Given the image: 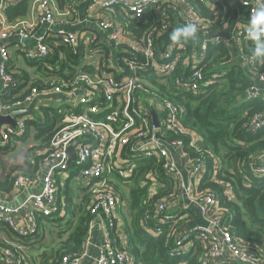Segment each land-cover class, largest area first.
Wrapping results in <instances>:
<instances>
[{
    "label": "built area",
    "instance_id": "1",
    "mask_svg": "<svg viewBox=\"0 0 264 264\" xmlns=\"http://www.w3.org/2000/svg\"><path fill=\"white\" fill-rule=\"evenodd\" d=\"M18 1L0 0V92L5 86L24 82L15 68L9 69L8 66L11 55L6 43L12 37L18 38L20 52L29 60L49 58L51 50L45 40L55 39L60 45L70 46L77 52L81 50V65L92 70L75 67L69 77H57L60 83L49 89L33 87L23 99L11 103L4 104L0 99L2 115L24 108L38 96L58 95L67 104L72 101L67 105L63 125L50 139L49 152L43 158L39 176L46 164L50 166L43 179L40 178V187L15 205L0 201V224L19 233L31 232L37 213L48 216L57 209L56 176L70 170L74 178L83 183L94 180L89 206L94 219L82 252L76 257H63L61 264H80L87 254L92 228L99 220L104 233L94 264H129L130 255L114 247L107 232L113 227L112 219L118 216V196L106 182L129 178L143 159L152 156L163 160L164 173L174 181L171 193L156 200L152 219L157 224L176 228L171 257L186 252L192 243L188 241L191 235L204 245L200 264H264V256L257 246L235 239L223 226L222 213L217 209V193L199 188L200 181L210 169V179H215L219 165L212 151L205 149L201 141L192 136L190 146L202 151L204 157L191 160L184 153L180 140L171 141L166 137L169 131L186 133L179 121L182 109L169 102L161 103L145 97L140 92L147 76L161 81L173 77V90L193 94L220 82L227 69L222 67L205 77L198 65L210 45L222 44L233 51L234 64L253 72L251 83L239 102L264 99V70L255 69L262 62L260 55L256 58L242 46V34L249 30L252 35L264 38V32H260L251 20L264 7V0H233L237 8L244 10L242 18L246 23L236 25L229 36L218 30L223 26L211 29V22L204 19L189 0H69L62 9L53 0H34L25 19L11 22L3 9L7 5H16ZM199 2L213 10L215 19L221 0ZM116 9H119L118 14ZM146 13L155 17V23L137 36L129 28V23L141 22ZM174 20L181 22L182 26L196 24L198 38L173 41ZM190 41L191 54L186 60L192 61L194 70L185 77L183 72L175 74L174 69ZM230 62H223V65ZM77 89L79 93H76ZM151 112L156 114L157 124ZM25 118L21 116L16 126L5 125L0 130L1 146L24 133ZM246 129L251 133L263 130L264 114H256ZM70 146L74 161L68 155ZM125 147L128 152L122 155L121 149ZM207 159H211V167ZM257 162L258 165L253 167L254 176L264 178V155ZM71 163L75 167H71ZM39 176L32 180L16 178L15 189L39 182ZM154 176L155 173H151V179L154 180ZM147 219L148 215L141 222L144 228ZM183 219L187 222L183 223ZM0 264H21V259L12 250L0 248Z\"/></svg>",
    "mask_w": 264,
    "mask_h": 264
},
{
    "label": "trees",
    "instance_id": "2",
    "mask_svg": "<svg viewBox=\"0 0 264 264\" xmlns=\"http://www.w3.org/2000/svg\"><path fill=\"white\" fill-rule=\"evenodd\" d=\"M33 1L19 0L16 5H7L3 9L4 14L11 22L25 19ZM53 1L62 9L69 0ZM189 1L204 19L211 22V29L223 26L224 23L219 19L216 21L212 11L199 0ZM150 22L151 15L146 13L140 23H132L130 27L136 35H140ZM242 37L243 49L254 54L256 58L260 55L262 62L255 69L264 70V53L257 45L259 39L264 38L252 35L250 30L242 34ZM45 43L50 47L51 56L38 61L25 58V54L17 50L16 54L21 56L25 68L14 65L12 60L8 66L9 69L15 68L18 72L16 74H20L24 82L5 86L0 92L2 103L23 99L33 87L38 90L49 89L60 82L57 77H69L79 67L81 50L77 52L70 46L60 45L55 39H46ZM191 44L190 41L182 51L183 54L174 69L175 74L183 72L187 77L194 70L192 61L186 60L191 54ZM233 54L222 44L210 45L206 56L198 65L203 76L208 77L209 72L222 67L227 72L221 76L220 82L205 87L200 93L173 90V77L161 81L153 76L144 78V87L140 92L145 97L161 103L169 102L182 109L179 121L186 133L176 134L169 131L166 137L171 141L180 140L184 153L191 160L204 157L202 151L190 146L192 136L199 139L205 149L212 151L214 160L219 165L215 179H210V169L208 175L200 181L199 188L217 193V209L222 213L225 229L235 239L257 246L264 256V178L255 177L253 169L255 164L258 165V158L264 155V129L257 133L246 129V125L256 114H264V99L239 102L251 83L250 76L253 72L234 64ZM230 60V64L223 65V62ZM38 109L42 113L41 118L34 112L30 116L35 119L25 118L23 134L14 138L13 142L0 145L2 193L12 192L18 177L32 180L39 176L58 118L51 117L47 108ZM17 142L21 145L19 149ZM127 152L126 147L121 149L122 155ZM15 153L20 157L19 163L10 164L2 159L3 156L10 157ZM207 162L211 167V159H207ZM70 166L75 167V164L71 163ZM151 173H155L154 180L151 179ZM68 180L69 177L64 179L65 185L61 187L60 179L57 178V209L48 216L37 213L31 232L19 233L0 224V231L6 235L0 238V248L15 252L20 257L21 264H36L35 257L28 261V249L39 251L42 264H61L63 257H76L82 252L84 240L94 219L89 207L94 180L91 179L81 186L76 200L68 193ZM106 185L118 196V216L112 219L113 227L107 232L112 245L130 255L129 264H200L204 256V245L198 239L190 235L188 241L192 243L186 252L171 257L176 228L152 222L156 200L170 194L174 187L172 177L164 173L162 159L147 156L129 178H114L107 181ZM146 215L148 219L144 228L141 222L143 223ZM189 215L192 216V213ZM182 222L186 223L187 219ZM38 243L41 245L37 246Z\"/></svg>",
    "mask_w": 264,
    "mask_h": 264
},
{
    "label": "crops",
    "instance_id": "3",
    "mask_svg": "<svg viewBox=\"0 0 264 264\" xmlns=\"http://www.w3.org/2000/svg\"><path fill=\"white\" fill-rule=\"evenodd\" d=\"M217 9L218 10L215 12V18H216L215 20L217 21L219 19L220 22H223L224 23L223 24V27L220 28V29H218V30H220L222 32H225L226 36H229V34L235 28L236 25L237 26H243L246 23V20H244L242 18L243 15H244V13H243L244 10L237 8L236 7V4H234L233 0H221V8H219L217 6ZM118 13H119V9H116V14H118ZM212 13L214 14L213 10H212ZM221 16H222V18H221ZM155 20L156 19H155L154 16L151 17V22H150V24H149V26L147 28H149L152 24H154L155 23ZM132 23L133 24H137V22H134V21L130 22L129 23V28L130 29H131L130 25ZM138 23H140V22H138ZM173 23H174L173 31L176 28L182 27L181 22H179L178 20H174ZM144 31H142V32H144ZM137 36H139V35H137ZM20 45L21 44L19 43V40H18L17 37H12L6 43L7 50H8V52L11 55V60H12L13 64L14 65H17V66L18 65H21V67L25 68V65H24V62H23L21 56H19V55L16 54L17 50L20 51V49H19V46ZM28 45L32 46L33 45V42H28ZM79 67L81 69H83V70H88V71H91L92 70L91 67H89V66L81 65V62L79 63ZM62 78H64V77H62ZM58 83H60V82H58ZM79 92H80V90L77 89L76 90V93H79ZM52 97L53 98L51 100H50L51 97H47V96H44V97L38 96V97H36L33 100L32 103L25 105L24 108H21V109H27V110H29L30 113L23 114L21 116H26V118L29 117V118L35 119L34 117H32L30 115H34V112L41 113V111L38 108L39 107H42V106H38L39 104L46 105L47 107H44V108H47L48 111L52 112V110H51L52 108H51V104L50 103L55 102L58 99H60L58 95H54ZM67 105H69V104H67V102L65 101L64 104H61V107L60 106L57 107V109H56L57 113L56 114H53V115L49 114L51 117L52 116H55V117L58 118V120L56 122V125L57 126L55 125L56 126V129L59 126L63 125V122H64V120L66 118ZM41 114H40V117H41ZM21 116L14 117L15 124L13 126H16V122L19 120V118ZM57 118H55V119H57ZM5 125H11V124H2L0 126V130ZM16 144H19L18 145V149H19L21 147L20 143L17 142ZM72 156H74V154H72ZM72 156L70 157V159L72 161H74L75 159ZM12 157L17 158L16 161H15V163H19L20 162V157H19V155H17V153L13 154L10 157L4 156L5 162H8V160L10 158H12ZM65 173L66 172H63L61 174L58 173L57 176H56V178H59L60 179V176L63 175V174H65ZM40 178L41 177L39 176V182H37L35 184H31V185H29L27 187L19 188V189H14L12 192H9V193H2V192H0V201L6 203L8 205H15V204H17L19 201H21L22 199H24L25 196L28 193L34 192V191L38 190V188L40 187V184L42 182L40 180ZM64 178H65V176H64ZM103 233H104V229H103V226H102V222H101V220H99V221L95 222V224H94V226L92 228V231L90 233V242H89V244L87 246V254H86V256H84L81 259L80 264H94V262L96 261V259L98 257V250H99V247H100V244H101V240H102ZM1 237H6V235L2 231H0V238Z\"/></svg>",
    "mask_w": 264,
    "mask_h": 264
},
{
    "label": "rangeland",
    "instance_id": "4",
    "mask_svg": "<svg viewBox=\"0 0 264 264\" xmlns=\"http://www.w3.org/2000/svg\"><path fill=\"white\" fill-rule=\"evenodd\" d=\"M257 45L259 46V49L261 50V52L264 53V39H259ZM168 49H169V51H171L172 47L170 46ZM19 66H21V65H19ZM52 98L53 97H51L50 100ZM64 103H65L64 99H58L57 101L50 103L51 104V108H52L51 109L52 112L48 111V113L51 114V115L56 114L57 113V111H56L57 107H59V106L61 107V104H64ZM70 104H72V101H71ZM38 106L47 107L46 105H43V104H39ZM36 114H37L38 118H41L40 117L41 113L36 112ZM41 116H42V114H41ZM27 142H30V140H27ZM2 159L5 162L4 156L2 157ZM16 159L17 158L12 157V158H10L8 160V163L13 164V163H15ZM64 176H65V178H64ZM67 177H69V180L67 181L68 182V193L74 200H76L78 195H79V190L81 189V186H84V183L82 181H80V180H76L74 178L73 174H71V171L69 170L65 174L60 176L61 187H63L65 185L63 183V180L66 179ZM40 245H41V243L37 244V246H40ZM26 252H27L26 257H27L28 261H30L32 259V257H35L36 264H42L41 261H40V256H38L39 251L37 249H33V250L28 249Z\"/></svg>",
    "mask_w": 264,
    "mask_h": 264
},
{
    "label": "clouds",
    "instance_id": "5",
    "mask_svg": "<svg viewBox=\"0 0 264 264\" xmlns=\"http://www.w3.org/2000/svg\"><path fill=\"white\" fill-rule=\"evenodd\" d=\"M251 20L254 25L258 26L260 32H264V7H261L255 15H253ZM197 32V25L188 23L182 27L176 28L171 35V39L173 41H180L182 38L192 37L195 40L198 38ZM257 51L259 50L257 49Z\"/></svg>",
    "mask_w": 264,
    "mask_h": 264
},
{
    "label": "water",
    "instance_id": "6",
    "mask_svg": "<svg viewBox=\"0 0 264 264\" xmlns=\"http://www.w3.org/2000/svg\"><path fill=\"white\" fill-rule=\"evenodd\" d=\"M27 113H30L29 110L27 109H15V110H12L10 111L8 114L6 115H2L0 114V126L2 124H11V125H14L15 124V121H14V117L16 116H21L23 114H27ZM151 115H152V118L155 122V124H157V121H156V114L154 112H151ZM71 149H72V146H70L68 148V155L71 157L72 156V152H71ZM74 158V156H72ZM50 164H46L44 166V168L42 169L41 171V179H43L47 169L49 168Z\"/></svg>",
    "mask_w": 264,
    "mask_h": 264
}]
</instances>
